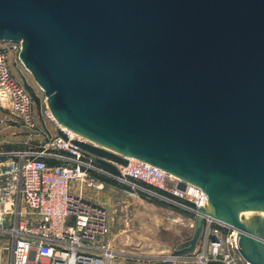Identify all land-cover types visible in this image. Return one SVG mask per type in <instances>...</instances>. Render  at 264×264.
Here are the masks:
<instances>
[{"label": "water", "instance_id": "water-1", "mask_svg": "<svg viewBox=\"0 0 264 264\" xmlns=\"http://www.w3.org/2000/svg\"><path fill=\"white\" fill-rule=\"evenodd\" d=\"M0 42H21L53 118L92 142L72 145L117 177L128 157L200 187V213L264 264V215L244 210L264 211V0H0Z\"/></svg>", "mask_w": 264, "mask_h": 264}, {"label": "built area", "instance_id": "built-area-1", "mask_svg": "<svg viewBox=\"0 0 264 264\" xmlns=\"http://www.w3.org/2000/svg\"><path fill=\"white\" fill-rule=\"evenodd\" d=\"M20 51L21 42H0V111L9 110L12 121L38 130L42 139L35 147L0 149V264L4 256L5 264H111L114 255L102 244L109 233L106 210L72 191L74 184H79L80 191H102V181L95 175L118 186L123 183L134 194L156 198L194 218L200 215L199 264H248L238 253L237 231L200 213L202 205L208 204L200 187L128 157L126 166H117L120 176H114L91 154L70 143L82 139L62 128L47 107L36 115L31 95L12 73V66L19 71ZM57 128L67 135V141L57 135ZM179 183H184V189L178 188ZM195 252L148 262L192 264Z\"/></svg>", "mask_w": 264, "mask_h": 264}, {"label": "rangeland", "instance_id": "rangeland-1", "mask_svg": "<svg viewBox=\"0 0 264 264\" xmlns=\"http://www.w3.org/2000/svg\"><path fill=\"white\" fill-rule=\"evenodd\" d=\"M11 69L31 95L35 114L38 115L41 110L47 107L44 91L21 63L18 65V73L14 66ZM8 112L9 110L4 109L0 111V149L9 150L39 146L42 136L39 135L38 130L30 131L23 127L19 121H12V116ZM37 126L39 129L42 128L39 119ZM47 127L50 132L53 131L52 123L47 124ZM99 179L102 180V191L97 192L91 188H83L80 191L78 189L79 184H74L72 191L81 194L88 202L106 209L109 220L107 241L115 245L116 249L140 255L138 261L117 259L116 264H154V262L147 263V260L149 258L165 259L172 254L179 244L192 238L196 222V217L194 218L192 214L156 198L142 197L138 192L133 196L125 195L118 185H112V181L105 180V177ZM201 241L202 239H199L195 246L194 250L197 252L191 254L195 261L192 264H199L196 259L202 253ZM4 257L2 264L6 262L7 257ZM145 257L149 258L146 259ZM145 260L146 262H144Z\"/></svg>", "mask_w": 264, "mask_h": 264}, {"label": "crops", "instance_id": "crops-1", "mask_svg": "<svg viewBox=\"0 0 264 264\" xmlns=\"http://www.w3.org/2000/svg\"><path fill=\"white\" fill-rule=\"evenodd\" d=\"M109 187V186H108ZM124 192V191H123ZM113 193V192H112ZM123 194L128 195V196H133L134 194H130V193H126L124 192ZM108 197V196H107ZM109 200V199H108ZM106 210V209H105ZM107 212V211H106ZM109 212V211H108ZM105 250L107 252H112L114 255V258L111 261V264H116L117 263V259H123L124 261H138L137 259L140 257V255H136L135 253L132 252H125L122 249H116L114 246L112 245L111 242L107 241V239H104V242L102 243ZM101 244V245H102ZM146 259L149 257H145ZM144 259V258H143ZM150 259V258H149ZM143 261V260H141ZM146 262V260L144 261ZM148 263V260H147Z\"/></svg>", "mask_w": 264, "mask_h": 264}, {"label": "bare ground", "instance_id": "bare-ground-1", "mask_svg": "<svg viewBox=\"0 0 264 264\" xmlns=\"http://www.w3.org/2000/svg\"><path fill=\"white\" fill-rule=\"evenodd\" d=\"M1 94V93H0ZM1 96V95H0ZM62 128H64L62 125H60ZM71 136H73V137H75V138H80V139H82V140H86V139H84L83 137H79V135H77L76 133H74L73 131H71V130H69V129H67L66 127L64 128ZM86 141H88V142H91V141H89V140H86ZM92 143V142H91ZM94 144V143H93ZM164 173H166L165 171H163ZM167 175H169V176H173V177H175V178H177V179H180V178H178L177 176H174V175H172V174H169V173H166ZM180 180H183V179H180ZM145 204V203H144ZM208 205V204H207ZM143 206V205H142ZM150 208H152V207H150ZM245 211H249V212H255V213H261V214H263L264 215V211H256V210H251V209H247V208H245L244 209ZM204 214H207L208 215V217L210 216V217H213V212H212V209L211 208H208V207H205V209H204ZM166 216V215H165ZM200 216V215H199ZM175 220V219H174ZM179 220V219H178ZM217 220V219H216ZM219 221V220H218ZM172 222H175V221H172ZM187 224V223H186ZM179 225V224H178ZM183 225H184V223H183ZM188 226V225H187ZM165 227L166 228H168L166 225H165ZM172 230V229H171ZM170 230V232H172ZM174 230V229H173ZM177 230V229H176ZM174 233V232H173ZM161 235V234H160ZM163 236V235H162ZM168 240V239H167Z\"/></svg>", "mask_w": 264, "mask_h": 264}, {"label": "trees", "instance_id": "trees-1", "mask_svg": "<svg viewBox=\"0 0 264 264\" xmlns=\"http://www.w3.org/2000/svg\"><path fill=\"white\" fill-rule=\"evenodd\" d=\"M97 178L99 179V178H103V177L98 176ZM99 180H100V179H99ZM103 180H104V179H103ZM105 180H107V179H105ZM101 181H102V180H101ZM113 184H114L115 186H117L115 182H113L112 185H113ZM140 195H142V197H146V195H144V194H140ZM153 200H156V199H153ZM160 202H161V201H160ZM209 264H216V263H209Z\"/></svg>", "mask_w": 264, "mask_h": 264}]
</instances>
